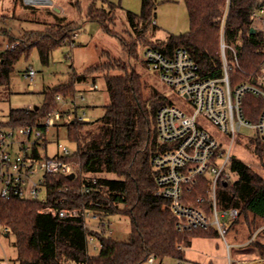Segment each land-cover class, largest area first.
<instances>
[{
	"label": "trees",
	"instance_id": "16d2710c",
	"mask_svg": "<svg viewBox=\"0 0 264 264\" xmlns=\"http://www.w3.org/2000/svg\"><path fill=\"white\" fill-rule=\"evenodd\" d=\"M97 1L101 5L92 2L86 12L87 19L98 22L104 32L117 37L124 53L130 57L138 55L141 45L167 56L184 48L197 63L203 78H220L223 75L221 26L227 11L224 40L237 52L240 66L231 74L232 83L235 85L258 71L264 63V31L251 33L254 15L264 9V0H184L190 29L180 35L170 34L164 41L151 39L155 32L157 0H142L139 14L125 12L133 41L114 29L118 5L108 0ZM14 3L24 6L23 0H14ZM25 8L35 10L34 6ZM48 10L55 21L49 29L25 31L18 36L11 35L7 29L1 30V34L8 35V44L19 42V45L0 54V100L12 94L11 75L21 57L28 59L31 51L37 49L42 61L47 63L55 49L75 42L79 25L76 27L73 21L54 9ZM102 56L104 60L100 64L87 68L83 74L72 68L68 82L44 90V102L38 109L36 106L11 109L7 121H0V129L40 127V122L56 109L57 95L66 100L74 98L78 93V81L94 75L104 78L109 102L104 106L103 116L93 121L75 118L67 125L68 139L75 143L76 151L64 160L74 165L76 176L73 179L46 176V202L0 198V226L7 231V236H13L11 244L18 264H143L151 256L159 261L172 257L183 263L185 250L192 246L195 238L219 237L214 229L190 232L177 229L170 201L157 195L152 166V157L158 150L156 113L168 102L157 93L146 97V83L128 62L109 51H103ZM113 70L122 73L112 74ZM263 105L261 98L245 95L242 101L244 118L257 122ZM255 141L256 150L261 151L259 139ZM35 154L48 158L46 153L39 154L37 150ZM230 172L236 179H226L219 184L218 204L223 209H238L239 218L230 228L234 236L240 223L250 226L262 223L253 226L248 241L264 226V178L237 159L231 161ZM84 189L89 192L83 193ZM199 198L205 202H198ZM208 198L209 180L200 177L188 201L210 213ZM45 206L84 208L98 214L103 221L124 216L130 220V234L127 239L118 240L104 231L90 228L82 218L40 213ZM90 236H95L102 244L96 254L89 251ZM250 246L264 257V242L256 238Z\"/></svg>",
	"mask_w": 264,
	"mask_h": 264
},
{
	"label": "built area",
	"instance_id": "2783aa9c",
	"mask_svg": "<svg viewBox=\"0 0 264 264\" xmlns=\"http://www.w3.org/2000/svg\"><path fill=\"white\" fill-rule=\"evenodd\" d=\"M226 17L227 11L221 26L223 75L220 78H203L197 63L184 48H178L171 56H167L149 47L144 49L141 56L142 62L151 71L158 73L160 81L177 93L184 107L193 109L188 113L181 106L168 102L156 113L158 150L152 157V166L156 175L157 195L170 201V210L177 218L176 227L179 231L214 229L222 237L227 235L230 226L239 218L238 209H224L220 213L218 204L219 184L232 179L230 165L235 140L243 131L250 130L255 138L264 141V105L255 123L247 121L242 110V101L247 94L259 97L264 102V63L258 71L240 78L235 85L232 83L231 74L240 69V66L237 52L227 46L224 40ZM256 19L261 21L262 28L257 29L255 24L252 28L264 31V9L255 13L254 23ZM76 39L77 34L74 41ZM18 45L19 42L6 43L0 47V54L3 50H12ZM23 76L30 82L32 89L36 72L29 69ZM92 89L97 90L98 85L94 84ZM56 100V109L40 122V127L0 129L2 200L20 198L46 202V176H76L74 165L64 160L73 153L59 143L58 139L60 133L68 129V122L75 118L89 121L82 106L85 97L77 95L66 100L57 95ZM205 120L218 129L222 139L211 132L203 123ZM52 134L57 137L56 153L49 156L48 147L53 140ZM36 150L39 154L46 153L48 158L36 157ZM200 177H207L209 180L210 213L188 201L189 194L197 187ZM82 192L87 193L89 190L84 189ZM43 193L44 196L41 197ZM198 202L205 201L199 198ZM40 213L60 218H82L90 228L113 236L110 220L103 221L91 210L45 206ZM262 230L264 226L245 244L250 246L252 241L262 235ZM88 245L91 254L98 253L102 247L95 236L88 238ZM148 261L152 264L156 262L153 256ZM4 262L0 264H7ZM260 262L264 264V258Z\"/></svg>",
	"mask_w": 264,
	"mask_h": 264
},
{
	"label": "rangeland",
	"instance_id": "374dc122",
	"mask_svg": "<svg viewBox=\"0 0 264 264\" xmlns=\"http://www.w3.org/2000/svg\"><path fill=\"white\" fill-rule=\"evenodd\" d=\"M52 5L46 6L40 3L27 4L23 0L24 6L17 4L14 0H0V32L7 29L11 35L18 36L25 31L46 30L51 27L55 21L48 14V9H60V15L66 17L68 21H73L78 27L77 39L73 44L63 45L55 49L47 63L40 58L37 49H33L26 59L25 56L16 64L15 71L11 75L12 94L8 98L0 100V121L6 122L11 109L32 108L41 106L44 102L43 91L49 87H55L69 81L72 68L78 74L92 66L100 64L104 58L103 51H109L114 57L122 58L128 62L142 76L144 84V94L150 98L154 94H159L174 104L181 106L188 113L192 112L191 107H184L180 97L169 86L160 81L157 72L151 71L141 60L143 55L142 45L139 48L138 55L124 57L123 48L117 37L107 34L103 31L101 25L96 21L88 20L86 12L92 2L100 6L97 0H51ZM118 5L116 10L115 30L128 41H133L130 26L126 21L125 12L131 11L139 14L141 4L138 9L132 8L137 0H109ZM37 2V1H36ZM31 8L34 6V11ZM155 32L152 36L154 41H164L170 34L180 35L190 29L189 14L184 0H157L156 18L154 19ZM76 35V34H75ZM74 35V36H75ZM9 42L8 35L0 33V43L4 46ZM33 69L36 77L33 81V88H30V82L23 76L24 72ZM112 74H121L119 70H113ZM93 82H96L98 89H92ZM77 95H83L85 100L82 102L86 106V116L92 121L99 119L104 114V106L109 102L106 84L102 75H94L85 78L83 83H78ZM211 132L222 139L220 132L209 121L205 120ZM54 134V133H53ZM52 134L49 142L48 155L56 153V139ZM226 139V138H225ZM59 143L68 148L72 153L76 151V145L68 139L67 130L60 133ZM257 138L250 130L243 131L235 140L232 149L233 159L240 160L247 164L254 172L264 178V141L259 140L261 151H257ZM255 141L254 144H250ZM232 180L236 176L231 173ZM219 195V194H218ZM44 196V193L41 197ZM224 209L219 207L221 213ZM113 237L118 240H125L130 234V220L124 216H113L110 219ZM256 222L255 225H261ZM233 225V224H232ZM232 225L230 228H232ZM253 226L248 223H240L238 232L234 236V231L230 230L225 237L215 238H195L192 246L185 250L184 264H262L260 260L264 258L258 249L248 246L247 237L252 232ZM5 230L0 226V259H6V256L13 259L16 257V251L12 246L13 236H6ZM234 237V238H233ZM258 240L264 242V234L260 235ZM246 241V242H245ZM250 247V248H249ZM7 257V258H8ZM11 262V263H10ZM9 264H13L10 261ZM143 264H152L149 261ZM154 264H179L175 258L168 257L163 261L156 260Z\"/></svg>",
	"mask_w": 264,
	"mask_h": 264
},
{
	"label": "crops",
	"instance_id": "0c3cea01",
	"mask_svg": "<svg viewBox=\"0 0 264 264\" xmlns=\"http://www.w3.org/2000/svg\"><path fill=\"white\" fill-rule=\"evenodd\" d=\"M109 1V0H108ZM110 2H112V1H110ZM114 3V2H113ZM30 4H32V3H30ZM141 4V7H142V0H137V3L136 4H134V6L132 7V8H134V9H138L139 8V5ZM141 7H140V9H141ZM60 13V12H59ZM255 26L257 27V29H261L262 28V23H261V21L259 20V19H256L255 20ZM144 49L145 48H142V50L144 51ZM126 56L128 57V54L127 53H124V57L126 58ZM85 81V79H81L80 81H78L77 82V85H78V83H83ZM94 84H96V82H93V85ZM93 85H92V87H93ZM91 87V88H92ZM81 96H83V95H81ZM82 106H83V108H84V110H85V108H86V106L85 105H83L82 104ZM88 119H89V121H91V119L88 117ZM7 236V235H6ZM250 248V247H249ZM8 256H6V259H0V263L1 262H3V263H5L4 261H6L7 262V264H9V262L10 261H12V263L13 264H18L17 262H15V258H13V259H11V258H7ZM11 263V262H10ZM179 264H184V262L183 263H181V262H179Z\"/></svg>",
	"mask_w": 264,
	"mask_h": 264
},
{
	"label": "water",
	"instance_id": "95a60500",
	"mask_svg": "<svg viewBox=\"0 0 264 264\" xmlns=\"http://www.w3.org/2000/svg\"><path fill=\"white\" fill-rule=\"evenodd\" d=\"M25 2L27 3V4H30V3H40V4H42V5H46V6H51L52 5V1L51 0H47V1H45V2H36L35 0H25ZM57 13H59L60 12V9H57V8H55L54 9ZM257 32V30L255 29V28H252L251 29V33H256ZM35 109H38V106H36L35 107ZM75 177V174H71V175H69V179H73Z\"/></svg>",
	"mask_w": 264,
	"mask_h": 264
},
{
	"label": "bare ground",
	"instance_id": "6f19581e",
	"mask_svg": "<svg viewBox=\"0 0 264 264\" xmlns=\"http://www.w3.org/2000/svg\"><path fill=\"white\" fill-rule=\"evenodd\" d=\"M33 1V0H32ZM35 1H38V2H45L47 0H35Z\"/></svg>",
	"mask_w": 264,
	"mask_h": 264
}]
</instances>
